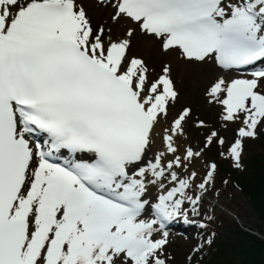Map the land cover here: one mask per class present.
<instances>
[{
	"label": "snow or ice",
	"instance_id": "snow-or-ice-1",
	"mask_svg": "<svg viewBox=\"0 0 264 264\" xmlns=\"http://www.w3.org/2000/svg\"><path fill=\"white\" fill-rule=\"evenodd\" d=\"M108 4L114 24L128 23L120 35L94 28L82 0H0V264H173L166 226L197 213L217 164L198 184L196 171L176 169L214 144L239 169L244 140L264 125V67L219 78L207 102L221 127L241 125L233 141L208 130L199 150L178 154L192 109L162 125L179 98L172 67L153 75L129 56L139 30L189 62L264 65V0ZM156 136L164 151L148 159ZM149 184L161 189L155 202Z\"/></svg>",
	"mask_w": 264,
	"mask_h": 264
},
{
	"label": "rangeland",
	"instance_id": "rangeland-1",
	"mask_svg": "<svg viewBox=\"0 0 264 264\" xmlns=\"http://www.w3.org/2000/svg\"><path fill=\"white\" fill-rule=\"evenodd\" d=\"M82 3L86 12L90 9L87 15L94 28L99 25H104L106 28L111 27L113 35H120L124 32V29L127 27L125 21L122 20L119 24H114L111 21L109 14L112 15L114 9L109 6L108 0L103 1V6L97 5L99 3H95L94 0H82ZM103 10L105 14H102ZM92 13H94V15ZM141 35L140 33L136 34L132 47L129 50V56L143 58L147 62L149 68L152 69L150 72H152L153 75L160 72L163 64L167 63L171 65L172 79L179 93V98L171 109L175 113L183 107H190L192 109L191 118L185 125L186 136L184 135V141H187L188 146L193 147L194 150H199L203 146L208 130L217 128L222 129L221 125L223 124L219 119L221 111L220 106L207 102L209 97L206 96V91L217 79L223 78L226 81H230V76L223 75L214 69L210 58H206L204 61L199 62H189L179 55L178 52L163 53L158 41H154L152 38H147V40H145V37L150 36ZM147 43H153L154 47H149ZM198 119H202L206 122L208 126L207 129L195 127V121ZM234 126L238 128L241 125L238 122L229 123L227 126L228 131L227 128L221 131L222 136L229 145L231 144V137L234 138L235 135L231 132ZM246 148L248 150V147ZM254 150V147H252V149L249 148L250 152H254ZM221 151H224V148H222ZM218 158H222L224 161H232L228 157L219 156L218 153L212 149H205L202 158L195 159L198 163L200 162V173L205 169L206 163L214 162L217 164L218 169L221 162ZM212 181L206 196H202L203 198L199 202L197 213L193 215L189 212L188 221L192 224H186L183 217H181L177 222L185 224L184 230L178 225L177 227L181 228L182 231H176L174 229L168 231L169 244L166 251L174 257L173 264L187 262L186 257L193 254L192 250L194 248L200 247L201 249L203 245L211 241L212 234H206L203 230L206 226L214 228L218 232L234 229L250 231L251 233L257 231L255 229L257 225H259V222L244 196L241 193L239 194V192L225 180L220 170H216ZM211 193H215L214 201L209 198L212 197ZM188 194L194 195V193ZM231 215L235 216V218L231 217ZM145 217L150 218L147 212L145 213ZM189 225L191 226L190 228L188 227ZM201 225H203V227H201ZM256 237L261 238L258 235H256Z\"/></svg>",
	"mask_w": 264,
	"mask_h": 264
},
{
	"label": "trees",
	"instance_id": "trees-1",
	"mask_svg": "<svg viewBox=\"0 0 264 264\" xmlns=\"http://www.w3.org/2000/svg\"><path fill=\"white\" fill-rule=\"evenodd\" d=\"M255 151L241 157V170L225 166L222 171L244 196L259 222L255 231L264 238V136L248 144ZM194 264H264V241L242 230L218 232ZM183 264V263H180Z\"/></svg>",
	"mask_w": 264,
	"mask_h": 264
},
{
	"label": "bare ground",
	"instance_id": "bare-ground-1",
	"mask_svg": "<svg viewBox=\"0 0 264 264\" xmlns=\"http://www.w3.org/2000/svg\"><path fill=\"white\" fill-rule=\"evenodd\" d=\"M102 14H105V11L104 10L102 11ZM125 24L128 26V23L126 21H125ZM137 33H139V30H137ZM145 40H147V38H145ZM144 42H146V41H144ZM147 44L149 45V47H152V48L154 47V44L153 43H151V44L147 43ZM175 114L176 113L173 112L172 109H170L169 116L166 118V120H162V125L163 126H167V121H170L171 118ZM160 131H162V128L160 129ZM177 144L179 145L178 154L182 153L183 150L185 148H187V146H188L187 141H184V136L183 137H180L178 139ZM159 151H164V147H163L162 140H161L160 136H156V138L154 139V142L152 143L151 148H150V150L148 152L147 158L148 159H151ZM167 158H170V154H169L168 157H166V159ZM199 164H200V162L198 163L197 160H193L189 164L188 169H186V170H184V169H176V171L178 172V174L181 175V178H184L185 173H190L191 171H196L197 174H200ZM202 177H203V173L200 174V177L199 178H196L195 184L200 183L202 181ZM212 182H210L206 186L207 187V191L209 190V187L211 186ZM165 186L166 187L169 186V180L167 178L165 179ZM148 187H149V190H150V196L149 197H152L153 199H155V197H157L160 194V192H161V189H159L155 185L149 184ZM207 191L203 192L202 196H206ZM199 192H200V190L197 187H195V185H193V187L188 190V193H194V195L197 194V193H199ZM211 196L212 197H209V196L208 197L210 198V200L214 201L215 200V193H211Z\"/></svg>",
	"mask_w": 264,
	"mask_h": 264
}]
</instances>
